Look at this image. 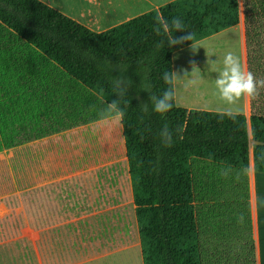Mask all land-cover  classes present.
Segmentation results:
<instances>
[{
	"label": "trees",
	"instance_id": "1",
	"mask_svg": "<svg viewBox=\"0 0 264 264\" xmlns=\"http://www.w3.org/2000/svg\"><path fill=\"white\" fill-rule=\"evenodd\" d=\"M260 3L261 10L248 13L264 15ZM172 17L181 18L185 30L170 34L191 33L192 39L170 47L155 29ZM239 22L240 0H174L96 32L41 0H0V28L119 112L144 264H202L191 158L247 169L252 145L254 170L264 174V116L187 109L176 104L175 95L163 115L144 107L150 95L174 89V81L166 84L161 76L173 72L175 52ZM249 22H262L264 36V20ZM165 123L174 132L170 146L159 140ZM17 134L3 127L9 141Z\"/></svg>",
	"mask_w": 264,
	"mask_h": 264
},
{
	"label": "crops",
	"instance_id": "2",
	"mask_svg": "<svg viewBox=\"0 0 264 264\" xmlns=\"http://www.w3.org/2000/svg\"><path fill=\"white\" fill-rule=\"evenodd\" d=\"M41 1H52L54 5L64 2L68 5L64 10L55 7L92 30L102 32L174 0ZM263 16L260 12L242 16L240 12L239 24L229 28L240 35L245 70L251 71L258 79L262 75L259 63L262 51L258 45L264 42L260 32L263 24H250L249 21L264 20ZM107 21L115 22L105 25ZM97 26L104 28H95ZM48 62L55 65L46 59L43 67L37 56L31 55V60L23 65L22 70L30 75H26L22 82L32 85L26 96H31L42 111L52 108L55 103H63L64 108H68L64 101L71 93L74 79L60 67L52 68ZM40 70L43 77L35 75ZM260 89L256 95L242 96L231 105L224 103L215 108L189 102L181 103V107L241 113L248 119L253 114L264 116L256 102ZM184 101L187 102L185 98ZM22 130H28V127L24 126ZM41 130L40 135H29L26 142L17 145V151L23 153V165L27 168L30 163L31 171L18 170L15 173L14 189L3 190V151H0V264H130V260L131 264H137V260L144 264L128 159L113 162L119 164L117 171L85 168L81 165L79 149L76 157L71 155L73 136L69 132ZM18 156L20 158V154ZM91 159L85 164L94 165L96 160ZM240 169L245 170L251 185L252 224L248 239L254 244L255 264H264V194L260 189L264 187V174L254 170L253 158L249 168Z\"/></svg>",
	"mask_w": 264,
	"mask_h": 264
},
{
	"label": "rangeland",
	"instance_id": "3",
	"mask_svg": "<svg viewBox=\"0 0 264 264\" xmlns=\"http://www.w3.org/2000/svg\"><path fill=\"white\" fill-rule=\"evenodd\" d=\"M262 1L240 0L242 16L251 11V8L261 10ZM49 2L46 4L54 8L58 6L64 10L68 7L64 2L57 5ZM87 22L94 24L96 21ZM113 22L115 21H107L105 25ZM263 44L264 42H261L258 46L262 48ZM193 45L197 48L193 49L191 45L174 55V72L177 73H174L176 78L174 89L177 95L175 97L178 98V103L175 98L176 104L180 107L189 102L215 108L222 106L224 102L215 94L216 73L210 69V65L211 68H222L223 57L228 51L238 55L242 61L240 35L228 28ZM31 55H36L37 61L42 63L43 67L46 65L44 56L32 51L14 33L0 28V151H3V190L16 188L14 175L18 170L31 171L30 163L27 168L25 164L23 165L21 157L23 153L17 151V145L26 142L29 135H40L42 128L69 132L73 136L71 155L76 157V150L79 149L82 167L117 171L119 164L113 162L127 161L119 112L104 98L74 80L70 87L71 93L64 101L68 108H64L63 103H55L52 108L48 107L45 111L37 108L38 103L31 96H26V91L30 92L32 85L26 81L22 82L26 75H30L26 74L22 67L31 60ZM261 58L260 78L264 79V55ZM49 64L47 65L50 66ZM51 66L58 69L55 65ZM192 69L199 75L198 80L195 84H188L190 77L184 75L190 73ZM36 72L37 77L44 76L41 70ZM182 88L186 90L182 91ZM184 98L187 102H183ZM256 102L264 111V87H261ZM21 125L28 127V130H22ZM3 127L6 130L12 128L18 130L13 142L3 135ZM3 142L7 144L4 148ZM250 152L253 158L252 145ZM90 157L96 160L94 165L85 164ZM191 168L202 264H255L254 244L248 239L252 224L249 201L251 185L245 170L194 157L191 158ZM260 189L264 194V187Z\"/></svg>",
	"mask_w": 264,
	"mask_h": 264
},
{
	"label": "clouds",
	"instance_id": "4",
	"mask_svg": "<svg viewBox=\"0 0 264 264\" xmlns=\"http://www.w3.org/2000/svg\"><path fill=\"white\" fill-rule=\"evenodd\" d=\"M169 30L174 32L185 30L184 22L179 17H172L170 21H160L155 31L165 34V41L170 47L192 39L191 33H187L180 38H174V35H171ZM192 47L193 49L197 48L193 44ZM222 64V68L218 69L211 68L210 65V69L216 73L214 78L215 94L221 102L229 105L234 104L240 97L254 96L259 88L264 87V79L255 78L251 71H246L239 56L232 51L225 53ZM174 73L177 74L174 71H165L162 73L161 78L166 84L171 85L175 79ZM184 76L190 77L187 81L188 84H195L198 80V75L194 72V69ZM174 95L172 87L166 88L159 95H150L144 107L147 109L150 105L152 112L163 115L173 107ZM173 134V130L165 123L158 133L161 145L170 146L173 142Z\"/></svg>",
	"mask_w": 264,
	"mask_h": 264
},
{
	"label": "water",
	"instance_id": "5",
	"mask_svg": "<svg viewBox=\"0 0 264 264\" xmlns=\"http://www.w3.org/2000/svg\"><path fill=\"white\" fill-rule=\"evenodd\" d=\"M253 143H254V144H258V143H260V142H258V141H253Z\"/></svg>",
	"mask_w": 264,
	"mask_h": 264
}]
</instances>
